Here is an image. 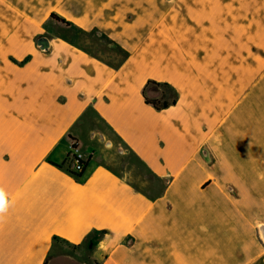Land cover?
<instances>
[{
	"label": "crops",
	"instance_id": "1",
	"mask_svg": "<svg viewBox=\"0 0 264 264\" xmlns=\"http://www.w3.org/2000/svg\"><path fill=\"white\" fill-rule=\"evenodd\" d=\"M5 30L0 264H264V217L254 213L256 201L254 214L245 204L260 183L239 184L243 198L234 201L228 171L208 165L220 143L239 179H264L259 101H250L227 59L217 66L211 49L210 70L201 56L188 69L145 61L129 70L143 43L115 65L48 37L42 50L38 39L21 41L20 25ZM146 98L176 102L157 110ZM230 100L242 112L229 109L214 123L213 107ZM74 143L81 179L67 170Z\"/></svg>",
	"mask_w": 264,
	"mask_h": 264
},
{
	"label": "rangeland",
	"instance_id": "2",
	"mask_svg": "<svg viewBox=\"0 0 264 264\" xmlns=\"http://www.w3.org/2000/svg\"><path fill=\"white\" fill-rule=\"evenodd\" d=\"M4 2L5 5L0 3V27L12 28L20 25L25 28L26 40L21 41L36 42L45 36L67 42L91 56L115 65L128 56L129 50L138 48L143 43L142 49L132 58L129 70L138 62L145 61L153 65H174L176 62H183L182 67L188 69V63L198 60L201 61L198 62L200 64L207 63V70H210L208 64L212 49L217 66L222 65L220 63L222 59H227L229 72L243 77H241L243 87L245 93H249L246 95L250 97V101L252 97L256 98V102L259 101L260 135L264 140V0H4ZM53 14L66 20L70 25L52 18ZM64 16L70 17L71 20ZM175 16L176 19H173ZM167 27L172 29L166 33L167 36L158 33L160 28ZM5 28L4 35H0V38L8 37L9 33ZM198 56L203 60L196 58ZM236 66L239 67V72L236 71ZM205 68L202 65L200 70ZM148 71L151 72L152 69H140L139 73ZM254 92L255 95H252ZM223 102L225 103V100ZM237 105L235 100H230L221 107H213V122L221 120L229 109H233V117H237L243 110V105L236 108ZM214 139L218 142L221 140L219 135H215ZM217 145L218 147H213L209 167L219 173L223 168L228 171V177L223 178L224 186L234 201L243 198L241 192H238L239 184L245 183L252 190L255 181L260 183L257 185L260 194L258 192L256 197L249 194L248 198H245V204L249 208L247 211L253 213L251 208L256 201L254 213L257 217H264V179L252 177L239 179L237 163L232 160L223 162L220 143ZM260 166L264 167V163ZM246 168L252 171V164H246Z\"/></svg>",
	"mask_w": 264,
	"mask_h": 264
},
{
	"label": "trees",
	"instance_id": "3",
	"mask_svg": "<svg viewBox=\"0 0 264 264\" xmlns=\"http://www.w3.org/2000/svg\"><path fill=\"white\" fill-rule=\"evenodd\" d=\"M54 19H57L58 21L70 25L69 22H67L66 20L62 19V18H58V16L56 15H52L51 16ZM176 102V100H173L172 102H168V101H163V100H156V99H149L146 98V103L153 105L154 108H156L157 110H162V109H166L168 108L171 104H174ZM61 167V166H60ZM68 172H70L75 178L77 179H81L82 178V174L84 172V169L81 172H75L74 169H72V167H68ZM92 242H94L92 240Z\"/></svg>",
	"mask_w": 264,
	"mask_h": 264
},
{
	"label": "water",
	"instance_id": "4",
	"mask_svg": "<svg viewBox=\"0 0 264 264\" xmlns=\"http://www.w3.org/2000/svg\"><path fill=\"white\" fill-rule=\"evenodd\" d=\"M37 43H38V46L42 50H48L50 48V41L45 36H42L41 38H39ZM203 155L205 156V158L208 157V154H207L206 150L203 151ZM258 230H259L261 238H262V240L264 242V223L259 224Z\"/></svg>",
	"mask_w": 264,
	"mask_h": 264
},
{
	"label": "built area",
	"instance_id": "5",
	"mask_svg": "<svg viewBox=\"0 0 264 264\" xmlns=\"http://www.w3.org/2000/svg\"><path fill=\"white\" fill-rule=\"evenodd\" d=\"M72 154L74 160V171L81 172L84 169V163L81 161V155L78 153L75 143L73 144Z\"/></svg>",
	"mask_w": 264,
	"mask_h": 264
},
{
	"label": "clouds",
	"instance_id": "6",
	"mask_svg": "<svg viewBox=\"0 0 264 264\" xmlns=\"http://www.w3.org/2000/svg\"><path fill=\"white\" fill-rule=\"evenodd\" d=\"M7 201L6 199L0 200V212H3L6 209Z\"/></svg>",
	"mask_w": 264,
	"mask_h": 264
}]
</instances>
